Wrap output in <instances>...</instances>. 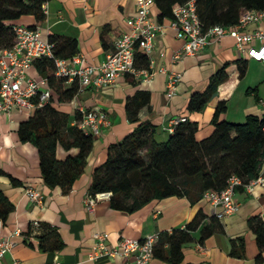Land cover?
I'll return each instance as SVG.
<instances>
[{"label": "crops", "instance_id": "0c3cea01", "mask_svg": "<svg viewBox=\"0 0 264 264\" xmlns=\"http://www.w3.org/2000/svg\"><path fill=\"white\" fill-rule=\"evenodd\" d=\"M45 7L46 20L39 27L41 39L48 41L50 36L76 39L79 54L89 66H99L105 60L113 50L115 38L128 30L127 19L137 10L136 0H50ZM158 15L155 6L152 18L163 28L162 32L157 31L155 48L148 57V70L152 72L148 81L124 75L112 86L80 90L70 102H59L55 95L50 103L57 111L68 115L70 126L76 124L75 115L81 109L104 111L110 122L94 137L83 173L69 194L45 184L38 148L20 139V125L32 118L37 109L30 112L15 108L9 114L0 113V190L13 206L8 219L0 221L3 234L11 235L16 230L24 234L32 224L40 223L53 227L63 244L61 250L52 253L40 249L37 240L27 244L22 236H14L15 246L4 257V264H54L56 260L61 264H123L121 257L89 259L96 243L94 235L99 232L108 234L111 246H116L123 238L143 239L156 235L154 256L149 264H264V248H260L258 236L250 227L253 218L264 224V183L256 185L251 193L238 188L234 200L239 209L222 220L211 221L219 211L211 203L199 199L192 204L186 197L152 201L133 213L115 210L109 200L98 202L93 212L86 209L84 201L94 170L106 161L109 146L121 142L137 127L126 113L128 99L137 92L147 91L151 95V108L144 107L138 117L154 125V137L159 143L168 141L172 121L182 117L198 124V140L209 137L220 102L227 105L222 119L229 123H244L249 115L264 116V63L244 58L231 37L220 41L209 38V44L197 55L173 62L184 40L170 27L171 20L160 22ZM32 23L33 19L27 17L21 25ZM257 29L264 31V22L249 24L242 32L252 33ZM239 60L247 61L243 79L239 78ZM227 63L230 64L226 69L228 80L219 86L204 110L189 112L192 95L204 92L211 76ZM136 66L145 69L139 59ZM162 68L167 73L175 71L182 75L172 98L167 96L168 78L167 73L160 72ZM27 75L36 80L46 78L34 66L27 70ZM71 85L72 82H66L65 87ZM249 89L254 91L248 93ZM64 134L67 135L66 130ZM77 153L76 148L66 151L60 144L57 147L60 161ZM27 187L42 192L41 206L26 196ZM199 213L208 220L211 235L202 240V228H199L192 233V240L181 246L179 253H172L169 236L174 230L184 229Z\"/></svg>", "mask_w": 264, "mask_h": 264}, {"label": "trees", "instance_id": "16d2710c", "mask_svg": "<svg viewBox=\"0 0 264 264\" xmlns=\"http://www.w3.org/2000/svg\"><path fill=\"white\" fill-rule=\"evenodd\" d=\"M50 0H0V51L11 48L15 43L14 27L30 17V29L42 27L46 15L43 10ZM189 0H155L159 10L158 20L173 19L176 5ZM203 31L214 26L234 27L246 11H264V0H194ZM48 41L55 46V55L71 58L79 54L76 39L50 36ZM136 59L148 69V57L138 52ZM225 64L209 80L206 90L192 95L188 110L198 113L204 110L218 88L228 80ZM34 68L48 80L51 98L48 104L35 111V115L22 123L19 136L23 142L36 145L40 157L43 180L52 188H60L69 194L75 182L83 173L86 159L92 151L94 136L80 130L75 124H68L69 117L51 106L55 95L62 103L70 102L79 92L77 82L65 87L67 79L56 76L52 60L37 59ZM239 78L247 73V61H237ZM254 89H249L248 93ZM151 95L139 91L126 103L128 119L136 123V129L121 142L108 148L106 161L97 167L92 176L89 194L111 193L112 208L133 213L152 201L169 197H186L193 204L203 199L206 191H222L231 177L241 179L243 185L255 179L264 164V116L249 115L244 123H229L222 119L227 105L220 102L212 119L213 132L204 140H198V124L186 119L175 126L168 141L155 140V127L139 119V112L150 107ZM81 119L75 115L76 123ZM66 130L67 135L64 134ZM66 151L78 149L76 156L65 161L57 158V147ZM243 188V187H239ZM12 204L0 190V221L8 219ZM215 217L213 220H216ZM218 220V219H217ZM206 217L199 213L184 229L174 230L169 236L172 253H179L184 243L192 240V233L202 228L201 239L211 235ZM250 227L258 236L260 248H264V224L257 219L250 220ZM24 242L32 244L27 237L34 236L40 249L57 253L63 244L56 230L48 225L32 224L23 234Z\"/></svg>", "mask_w": 264, "mask_h": 264}, {"label": "built area", "instance_id": "2783aa9c", "mask_svg": "<svg viewBox=\"0 0 264 264\" xmlns=\"http://www.w3.org/2000/svg\"><path fill=\"white\" fill-rule=\"evenodd\" d=\"M136 6V14L126 21L128 30L115 38L113 50L106 55L99 66L87 65L85 57L80 54L68 59L57 57L54 44L41 39L39 28L30 29L22 25L14 27V45L0 51V113L9 114L15 108H23L31 112L49 103L51 92L47 78L36 80L27 75V70L41 58L52 60L56 76L65 78L68 82H77L79 91L87 88L100 90L112 86L124 75L148 81L152 72L137 68L136 55L142 52L149 57L155 48L157 31L162 32L163 27L155 24L152 18L155 0H136ZM43 10L46 13L45 5ZM173 15L170 27L184 40V46L174 54L173 62L185 56L197 55L209 44V38L220 41L225 37H231L235 40L236 50L244 58L264 63V31L257 29L252 33L242 32V29L249 24L264 22V11H246L238 25L214 26L208 31H203L194 0L176 5ZM258 42H261L260 46L257 45ZM160 72L167 73L165 68L160 69ZM167 78L166 93L168 98H172L176 94L182 75L171 71L167 73ZM79 113L81 119L76 125L80 130L94 137L101 133L103 127L110 124L104 111L81 109ZM185 121L186 118L183 117L174 119L170 132H173L179 123ZM263 183L264 165L258 176L249 183L243 185L240 178L233 176L224 190L206 191L203 199L219 209L216 218L222 220L237 213L239 205L234 200V194L239 187L251 193L256 185ZM25 193L32 203L42 205L44 197L40 190L27 187ZM110 197L111 193L88 194L84 201L86 209L93 212L98 202L109 200ZM14 236L25 237L19 230L11 235H4L0 222V264H4V257L15 246ZM27 239L37 240L34 236ZM94 239L96 243L93 252L89 255L90 260L121 257L124 259L123 264H149L153 259L157 242L156 235H148L143 239L123 238L116 246H111L108 234L101 232L96 233ZM54 264L61 263L56 260Z\"/></svg>", "mask_w": 264, "mask_h": 264}]
</instances>
